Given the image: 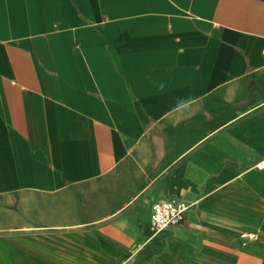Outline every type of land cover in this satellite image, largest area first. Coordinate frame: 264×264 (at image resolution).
Here are the masks:
<instances>
[{
  "label": "crops",
  "instance_id": "crops-1",
  "mask_svg": "<svg viewBox=\"0 0 264 264\" xmlns=\"http://www.w3.org/2000/svg\"><path fill=\"white\" fill-rule=\"evenodd\" d=\"M263 158L264 0H0V264H264Z\"/></svg>",
  "mask_w": 264,
  "mask_h": 264
},
{
  "label": "built area",
  "instance_id": "built-area-1",
  "mask_svg": "<svg viewBox=\"0 0 264 264\" xmlns=\"http://www.w3.org/2000/svg\"><path fill=\"white\" fill-rule=\"evenodd\" d=\"M264 169V158L254 166ZM197 201L188 202L181 199L158 200L152 205L151 227L162 229L181 224L196 206Z\"/></svg>",
  "mask_w": 264,
  "mask_h": 264
}]
</instances>
